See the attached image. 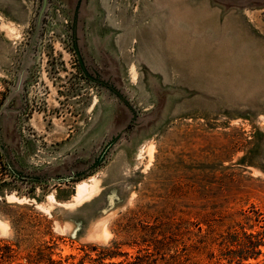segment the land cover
<instances>
[{
  "label": "rangeland",
  "instance_id": "obj_1",
  "mask_svg": "<svg viewBox=\"0 0 264 264\" xmlns=\"http://www.w3.org/2000/svg\"><path fill=\"white\" fill-rule=\"evenodd\" d=\"M240 261L264 264V0H0V264Z\"/></svg>",
  "mask_w": 264,
  "mask_h": 264
},
{
  "label": "trees",
  "instance_id": "obj_2",
  "mask_svg": "<svg viewBox=\"0 0 264 264\" xmlns=\"http://www.w3.org/2000/svg\"><path fill=\"white\" fill-rule=\"evenodd\" d=\"M261 243L260 238L253 240V237L251 235H244L243 236V243L240 244V253H244L245 255L248 254L250 251H255L257 246ZM237 264H242L241 261Z\"/></svg>",
  "mask_w": 264,
  "mask_h": 264
},
{
  "label": "bare ground",
  "instance_id": "obj_3",
  "mask_svg": "<svg viewBox=\"0 0 264 264\" xmlns=\"http://www.w3.org/2000/svg\"><path fill=\"white\" fill-rule=\"evenodd\" d=\"M92 182V180H91ZM91 182H81L77 185L76 188V200L79 201L83 197L86 198L88 194H91L95 190V185Z\"/></svg>",
  "mask_w": 264,
  "mask_h": 264
}]
</instances>
